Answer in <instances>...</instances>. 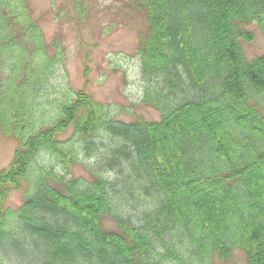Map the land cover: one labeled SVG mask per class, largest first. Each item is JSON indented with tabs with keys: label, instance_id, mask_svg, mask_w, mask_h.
Instances as JSON below:
<instances>
[{
	"label": "trees",
	"instance_id": "trees-1",
	"mask_svg": "<svg viewBox=\"0 0 264 264\" xmlns=\"http://www.w3.org/2000/svg\"><path fill=\"white\" fill-rule=\"evenodd\" d=\"M66 2L80 28L102 13L99 0ZM126 11L143 17L142 103L160 120L110 118L85 89L49 95L61 35L48 41L31 0H0V135L16 144L0 171V264H230L235 250L264 264V55L249 60L240 43L254 38L246 25L264 29V0H125ZM71 128L76 142L60 138ZM103 130L118 140L89 181L45 158L70 175ZM116 186L148 195L140 221Z\"/></svg>",
	"mask_w": 264,
	"mask_h": 264
},
{
	"label": "rangeland",
	"instance_id": "rangeland-1",
	"mask_svg": "<svg viewBox=\"0 0 264 264\" xmlns=\"http://www.w3.org/2000/svg\"><path fill=\"white\" fill-rule=\"evenodd\" d=\"M100 10L91 24L78 27L70 19L71 5L66 0H31L35 15L46 33L48 41L56 34L61 35L64 43L66 60L56 72L54 78L55 88L49 90L52 97L60 96V92H76L85 89L96 100L104 103L110 118L126 122L144 119L148 121L160 120L161 112L144 105L143 98L147 83L142 75L141 59L138 55V38L142 27L143 17L138 14H130V11L121 13L125 0H99ZM111 6L115 9L110 11ZM130 15V19H127ZM252 32V40L240 37V43L249 60L256 56L264 55V29L258 23L245 26ZM61 139L76 142L79 138L71 128ZM96 151L88 156L82 151L81 164L72 169L68 175L64 164L57 161L52 153H45V158L52 160L60 171L71 178L77 177L81 182L92 179L90 169H99L102 157L108 155L109 149L117 143L116 138L110 132L103 130L96 136ZM119 142V141H118ZM16 144L12 139L0 135V171L11 163ZM105 176L112 182L120 180L119 169L105 170ZM115 191L123 203L124 212L140 221L143 209H146V201L149 197L136 193L135 196ZM24 200V188L13 190L6 202V206L18 208ZM150 200V199H148ZM1 207V204H0ZM107 227H115V223L107 218ZM219 264H223L218 261ZM230 264H247L244 251L235 250Z\"/></svg>",
	"mask_w": 264,
	"mask_h": 264
}]
</instances>
